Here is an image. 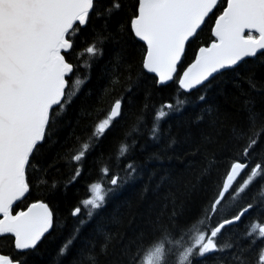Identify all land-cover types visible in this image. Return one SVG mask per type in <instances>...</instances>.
I'll return each instance as SVG.
<instances>
[{"label":"snow or ice","instance_id":"6c2138e0","mask_svg":"<svg viewBox=\"0 0 264 264\" xmlns=\"http://www.w3.org/2000/svg\"><path fill=\"white\" fill-rule=\"evenodd\" d=\"M229 94L238 119L226 125L216 99ZM133 107L107 162L93 160ZM142 136L204 163L163 196L170 178L153 186L149 173L143 192L159 208L125 238L105 213L145 175ZM81 182L65 214L62 194ZM57 232L49 264H264V0H0V264H32Z\"/></svg>","mask_w":264,"mask_h":264},{"label":"trees","instance_id":"16d2710c","mask_svg":"<svg viewBox=\"0 0 264 264\" xmlns=\"http://www.w3.org/2000/svg\"><path fill=\"white\" fill-rule=\"evenodd\" d=\"M207 36V33H205ZM100 66H97L93 72L91 81L88 83V87H99L96 77L99 75ZM231 89V86H226ZM175 95L174 89H166L161 93H157L154 97L153 103L159 104L162 100L170 99ZM137 104L142 103V97L138 98ZM216 103L219 106L221 116L225 120L226 125L235 123L238 119L237 113L235 111V106L233 103L232 95H222L218 96ZM136 108L129 112L127 120L123 121L117 131L109 137L108 141H105L101 149L98 150L93 160L97 158L100 162H107L106 158L108 154L113 151L116 142L120 139L121 131L128 123L133 119V114ZM171 124L173 135L182 141L185 135L184 128H177L176 122L173 120L169 122ZM166 128L169 124L164 125ZM225 137L228 135L227 129L224 133ZM143 146V147H141ZM59 146H57L58 148ZM163 144H154L146 136L139 138L137 149L134 153L135 159L138 163L145 165V175L141 180L134 182V186L125 185L118 193L110 197L109 203L107 205V211L105 214H110L112 217L120 219L122 224L119 231L124 233L125 238L132 235V228L128 227L129 220L133 221V226L137 224H142L144 218H146L150 206L153 212L159 208L160 201L157 200L156 196L151 192L144 193L143 188L145 183L148 182V174L155 173L152 178V185L154 186L159 182L160 177L166 176L170 178L171 184L162 185L159 190V195L163 196L166 189L169 187L171 190L183 191V185L188 183H195L196 174L199 171L200 166L204 163L203 158L200 155H192L189 146L183 142L172 145L166 151L162 152ZM101 153L103 154L101 156ZM151 153L161 154V159L159 161H149L147 157ZM112 166L111 164L109 165ZM91 173L89 179L95 178L97 175V167L95 165H90ZM224 171L223 166L213 169L212 174L209 178L203 181L204 184H208L211 181H217L221 177ZM84 182L77 185L76 187H70L66 195L62 194L61 210L66 214L67 206L75 203L78 197H82L85 194V189L83 186ZM202 184L197 183L195 190L192 191L189 199L186 202V211L190 213H196L199 210L201 204V192ZM71 219L69 218V224ZM66 235V230L64 233ZM62 235L60 232L53 234L45 242L41 248V253L32 257V264H49L51 256L54 254V249L61 242ZM7 242L0 240V248H6Z\"/></svg>","mask_w":264,"mask_h":264}]
</instances>
